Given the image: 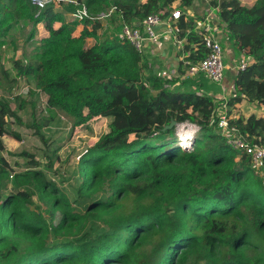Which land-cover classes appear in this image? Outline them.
I'll return each instance as SVG.
<instances>
[{
  "label": "trees",
  "instance_id": "1",
  "mask_svg": "<svg viewBox=\"0 0 264 264\" xmlns=\"http://www.w3.org/2000/svg\"><path fill=\"white\" fill-rule=\"evenodd\" d=\"M76 1L92 20L66 21L76 10L71 4L58 11L51 3L36 15L28 0H0V47L17 23L31 25L28 40L39 25L48 33L31 56L12 60L9 72L0 63V73H15L13 83L31 80L35 100L44 94L45 107L67 118L31 114V128L47 146L46 170L59 147L41 129L55 136L69 120L73 129L111 119L108 131L79 157L81 181L71 202L31 154L6 151L4 136L21 138L5 119L20 124L17 115L27 103L17 97L0 102V264H264V178L218 133L223 102L201 93L213 86L191 79L168 89L133 47L97 35L104 27L95 18L100 12L114 9L119 29L152 14L165 18L178 2V38H186L188 60H202L207 51L187 15L196 0ZM208 3L219 8L227 43L250 59L235 74L228 113L243 100L264 107V0L251 7L238 0ZM79 24L83 30L75 36ZM88 39L96 43L87 46ZM172 121L176 126L165 130ZM182 123L198 127L190 152L175 134ZM230 124L264 146V116ZM4 153L30 158L27 169L12 172ZM34 197L46 204L45 214L30 209Z\"/></svg>",
  "mask_w": 264,
  "mask_h": 264
},
{
  "label": "rangeland",
  "instance_id": "2",
  "mask_svg": "<svg viewBox=\"0 0 264 264\" xmlns=\"http://www.w3.org/2000/svg\"><path fill=\"white\" fill-rule=\"evenodd\" d=\"M198 0H196L197 2ZM55 9H59L60 6L66 5L64 0H53ZM209 4V3H208ZM176 8V7H175ZM116 20L114 17H111L106 22V26L101 28V31L105 33L107 36L111 37L113 34H108V25L116 24ZM25 30L18 31L13 37L4 39L5 49L1 52L0 47V63L3 64V68L5 71L9 70L10 66H12V60H19L17 53L19 54V58H27L31 56L34 52L35 45V36L31 40H28V35L30 30L32 29L31 25L26 23H21ZM41 26V25H39ZM37 26L36 28H38ZM27 29V30H26ZM37 33V29H36ZM89 41H87L88 44ZM21 44L23 47L21 48ZM38 46V45H37ZM87 46H92L90 43ZM224 50V48H223ZM24 54V55H23ZM178 54V53H177ZM238 59L236 60V65L246 57L242 54H238ZM159 55L154 58V62L159 63ZM175 58V56H174ZM151 59V57H150ZM168 62L171 59H167ZM9 72V71H7ZM14 74L11 76L5 77L2 73H0V102H4L5 100H9V98L17 97L27 103V107L24 111L18 113V118L20 124L13 120L6 118L9 124H11V128L14 132L18 133L21 140L17 141L11 137L4 136L3 144L7 152H11L12 154H20L22 152H26L27 154H31L35 160H37L40 164V169L43 170L47 176L57 183L59 188L63 190L66 197L69 201L73 202L75 200V192L74 188L76 185L80 184L81 179L77 173V164L79 157L83 152L93 144H95L99 137L105 134L108 131V124L111 121L109 118H95L88 122L83 123L75 128H71L73 121L69 120L67 127L61 129V132L56 134L55 136L50 135L46 130L41 129L43 135L51 141L53 144L59 147V151L56 153V160L53 162V168L51 171H47L45 168L46 160L45 153L47 151V146L44 143L40 142V139L35 133V130L31 128V114L34 112L39 117H57L62 116V120H67L63 115L59 114L56 110L48 109L45 107L43 102L45 101V95L40 94L39 101H36L34 98V94L36 92L34 88V83L30 80H19L13 83L11 80L14 79ZM154 77V74L151 75ZM203 77V76H202ZM16 79V78H15ZM17 80V79H16ZM194 81H198V79H194ZM207 83V82H206ZM207 84L213 83L208 82ZM195 87V88H194ZM182 88V87H181ZM195 92H200V88L198 89L196 86H193L192 89ZM206 89V88H203ZM216 91L217 89L214 88ZM203 93V91L201 92ZM203 94H207L204 92ZM233 92H230L229 97L231 98ZM229 100V99H228ZM32 107V108H31ZM247 107V106H246ZM10 108L14 109L15 105L13 103L10 104ZM255 112L259 113V109L252 106ZM2 112L0 108V113ZM249 112V111H248ZM230 115V113H228ZM57 127H52L51 131H55ZM198 127L191 123H182L176 127L175 134L178 138L179 144L182 143L184 145L188 144V149L186 152H190L193 149V139L197 134ZM183 137V138H182ZM48 139V140H49ZM183 140V141H182ZM4 156L8 160L11 171L12 172H22L27 169V164L31 160L25 156H9L4 153ZM55 159V157H54ZM126 205V204H125ZM40 207V210L37 207ZM127 207V205H126ZM30 209L36 210L45 214L47 210L46 204L40 202L36 197L33 198V204L30 206ZM49 236L48 238H50ZM51 239L48 240V242ZM254 253V252H252Z\"/></svg>",
  "mask_w": 264,
  "mask_h": 264
},
{
  "label": "built area",
  "instance_id": "3",
  "mask_svg": "<svg viewBox=\"0 0 264 264\" xmlns=\"http://www.w3.org/2000/svg\"><path fill=\"white\" fill-rule=\"evenodd\" d=\"M30 5L36 9V15L45 10L53 0H28ZM76 7L72 14L73 21L82 22L85 19L92 20L86 7L76 0L66 1ZM215 13L219 12L218 6L213 9ZM114 9L100 12L96 15V19L100 20L106 26V22L110 19ZM181 11L173 8L171 14L165 18H161L157 14L149 15L137 23H121L118 31L112 35L121 43H127L142 58L151 57V71L154 76L159 79L163 86L168 89H180L183 82L203 76L208 82L220 85L224 79L226 62L224 58V50L220 42V35L217 34V28L212 23L213 13H209L204 19L195 26V31L201 36L203 45L206 49V55L202 60L190 61L187 59L189 53L184 51L183 44L186 38L179 39L177 21L181 17ZM223 31L224 29H219ZM170 40L177 46V63L172 67L166 64L164 60L159 58V63L154 62V58L159 53L163 40ZM2 49L5 47L2 46ZM250 63V59L246 58L235 66L236 72L244 70ZM20 79L17 78V81ZM194 89V88H193ZM203 94V93H202ZM227 102H223L218 109L215 127L221 137L225 139L226 144L239 154H244L249 159L250 169L259 177L264 178V146L258 143L247 141L239 132V130L230 124L233 120L228 114ZM179 146L185 150L188 145L182 143Z\"/></svg>",
  "mask_w": 264,
  "mask_h": 264
},
{
  "label": "crops",
  "instance_id": "4",
  "mask_svg": "<svg viewBox=\"0 0 264 264\" xmlns=\"http://www.w3.org/2000/svg\"><path fill=\"white\" fill-rule=\"evenodd\" d=\"M66 1H69V0H64L66 5H64V7L60 6L59 9H56V10L60 11V10H63L67 7H71L67 4ZM238 1L240 2L241 5L251 7V6H253V4L255 3L256 0H238ZM208 2H209V0H198L197 2L195 1V5L190 10L187 11V15L189 18L194 19L195 24L197 25L199 22H201L204 19V17H206L212 11L213 17H214L212 23L215 25V27L218 30L217 34H221L220 35V39H221L220 42L222 44V47L224 48V58H225V62H226V69H225V73H224V79L220 85H214L213 89H203L202 88L201 90L203 91V93L206 92L210 96L213 95L215 100H219L222 102H228L229 98H227V97H229L230 92H233V81H234L235 74H236V70H235L236 60L238 59L237 57H240V55L238 56V54H241V53L236 52L232 48V46H230L227 43L226 38L224 37L223 31L222 32L219 31V29L223 28V25L220 22V19H219L217 13H215V11L213 10L214 8H211L210 5L208 4ZM178 5H179L178 2H175L173 4L172 8H175V7L177 8ZM65 18H66V21H68V22L73 21L72 13L66 14ZM57 27H59V24L55 23L54 28H57ZM20 30H25V29L23 28V25L21 23L20 24L17 23L8 33L7 39L10 37H13V35H15ZM82 30H83V24H79L76 27L74 35L78 36ZM117 31H118L117 23L108 25V32H107L108 34H111V33L115 34ZM105 33H103V31H101V29L98 31L97 35H98L99 40H101V38H103L106 35ZM47 35H48V33L44 29V27L42 25L39 26L37 28V33L35 36V42L37 43L35 46H37L39 44V42L42 38L47 37ZM87 41H89L87 45H89L90 43L92 45H94L96 43V40H94V39H88ZM3 46L5 47V45H3ZM20 47L22 48L23 45L21 44ZM2 50L3 49H1V52H2ZM157 55H159L158 57L161 60L166 61L165 63L172 67L173 65H176V63H177V56H178L177 46H175L170 40L165 39V40H163L161 49H160L159 53H157ZM17 56H18V59H23V57L19 58L18 53H17ZM174 56H175V58H174ZM167 59H171V61L168 62ZM143 62L145 65L151 66L150 57L145 58L143 60ZM147 69L149 71H151V67L147 68ZM195 79H198V81L203 80V82H207L206 79L202 76L195 78ZM207 85L209 86V84H207ZM214 88H216L217 91ZM45 98H46V96H45ZM252 106L259 109V113L255 112L254 109L252 108ZM229 111H230L229 113L233 119H236L238 117H243L244 119H247L251 115H255L256 117L264 116V107L263 106H260L257 104H251V103H248L247 101H244V100L241 101L240 103L235 104L233 107L230 108Z\"/></svg>",
  "mask_w": 264,
  "mask_h": 264
},
{
  "label": "water",
  "instance_id": "5",
  "mask_svg": "<svg viewBox=\"0 0 264 264\" xmlns=\"http://www.w3.org/2000/svg\"><path fill=\"white\" fill-rule=\"evenodd\" d=\"M176 126V122L172 121L168 126H166L164 129L165 130H170Z\"/></svg>",
  "mask_w": 264,
  "mask_h": 264
},
{
  "label": "bare ground",
  "instance_id": "6",
  "mask_svg": "<svg viewBox=\"0 0 264 264\" xmlns=\"http://www.w3.org/2000/svg\"><path fill=\"white\" fill-rule=\"evenodd\" d=\"M183 138V137H182ZM183 141V140H182ZM188 145V144H187ZM186 146V145H185Z\"/></svg>",
  "mask_w": 264,
  "mask_h": 264
}]
</instances>
